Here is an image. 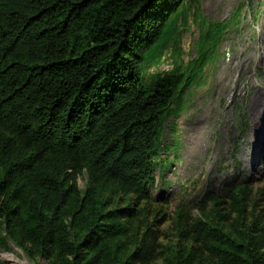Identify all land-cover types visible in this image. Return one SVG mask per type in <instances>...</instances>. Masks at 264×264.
Masks as SVG:
<instances>
[{"label":"trees","instance_id":"trees-1","mask_svg":"<svg viewBox=\"0 0 264 264\" xmlns=\"http://www.w3.org/2000/svg\"><path fill=\"white\" fill-rule=\"evenodd\" d=\"M183 4L0 0V226L19 249L50 264L149 260L148 245L122 248L135 209L110 207L122 196L145 202L156 186L180 82L146 72L173 39ZM242 196L231 197L239 215ZM191 230L207 254L191 248L188 264H264L252 228L239 241L213 223Z\"/></svg>","mask_w":264,"mask_h":264},{"label":"rangeland","instance_id":"rangeland-1","mask_svg":"<svg viewBox=\"0 0 264 264\" xmlns=\"http://www.w3.org/2000/svg\"><path fill=\"white\" fill-rule=\"evenodd\" d=\"M183 8L161 60L146 72L149 79L164 73L180 82L156 160V186L145 202L128 204L130 198L122 196L110 207L135 209L123 239L125 255L152 248L148 261L135 264H188V251L200 246L191 230L197 221L213 223L237 241L252 228L253 238L264 242V0H184ZM207 111L205 133L212 135L205 141L211 147L190 156L191 134L203 129ZM77 185L87 189L86 174ZM240 192L243 215L231 200ZM5 253L16 262L3 259ZM53 260L30 246L19 249L0 226L3 264Z\"/></svg>","mask_w":264,"mask_h":264},{"label":"bare ground","instance_id":"bare-ground-1","mask_svg":"<svg viewBox=\"0 0 264 264\" xmlns=\"http://www.w3.org/2000/svg\"><path fill=\"white\" fill-rule=\"evenodd\" d=\"M241 50V49H240ZM226 75L225 72L220 73L219 78H222ZM210 107V106H209ZM210 113L207 111L204 113V122L205 125L203 127V129H199L195 134H191V147H190V156H194L196 154H198L199 152H201L202 149V153H208L209 148L211 147L210 144L205 141L207 140L206 138L211 137V134H206L205 132L207 131V128L209 126V119H210ZM211 131V130H210ZM204 143H206V145H204ZM3 259H7V260H11L13 262H16L15 260H13V257L10 254H3L2 255Z\"/></svg>","mask_w":264,"mask_h":264}]
</instances>
